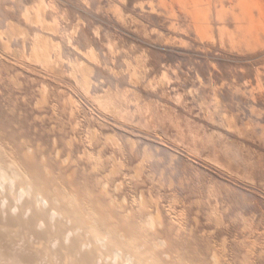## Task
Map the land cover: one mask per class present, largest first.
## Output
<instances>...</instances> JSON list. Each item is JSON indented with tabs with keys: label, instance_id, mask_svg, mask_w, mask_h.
I'll return each mask as SVG.
<instances>
[{
	"label": "rangeland",
	"instance_id": "rangeland-1",
	"mask_svg": "<svg viewBox=\"0 0 264 264\" xmlns=\"http://www.w3.org/2000/svg\"><path fill=\"white\" fill-rule=\"evenodd\" d=\"M42 1L0 0V166L9 167L12 178L0 182V234L6 235L0 253L9 254L8 260L0 254L1 264L21 262L13 256L20 249L11 246V237H29L23 239L27 245L31 236L23 233L30 215L47 217L48 209L50 220L42 221L51 223L55 235L70 232L68 247L99 235L110 242L101 251H133L140 264H264V45L256 51L241 46L232 12L238 1ZM205 7L212 12L209 23L199 19ZM207 24L209 32L200 28ZM30 182L38 183L36 189ZM30 188L52 206L35 207ZM56 194H63L59 203ZM4 202L41 211L23 219L5 214L11 210ZM68 213L65 228L58 219ZM12 216L28 219L26 226L22 219L13 226L22 234L6 225ZM151 220L159 227L153 233L145 229ZM68 247L63 261L78 264ZM155 248L167 251L155 255Z\"/></svg>",
	"mask_w": 264,
	"mask_h": 264
},
{
	"label": "bare ground",
	"instance_id": "bare-ground-1",
	"mask_svg": "<svg viewBox=\"0 0 264 264\" xmlns=\"http://www.w3.org/2000/svg\"><path fill=\"white\" fill-rule=\"evenodd\" d=\"M44 1V0H43ZM42 1V2H43ZM180 2H181V0H179ZM190 1V0H189ZM211 1V0H210ZM238 1V4L235 6V7H232L231 5V7L233 8L232 9V12H233V17H235V21L237 22L238 21V24H237V29L236 30H238V32L240 33V35H239V37H240V41L243 43L241 46H243L244 44L245 45H247V46H249V47H253V50H257V46H259V45H264V0H237ZM165 2V1H164ZM185 2V1H184ZM186 2H187V0H186ZM196 2V1H195ZM195 2H193L194 3V5H197ZM229 2H232V1H230L229 0ZM183 2H181L180 4H182ZM193 3H191V4H193ZM208 3H210V2H208ZM236 3V2H235ZM188 4V3H187ZM220 4H224V3H220ZM201 5V4H200ZM204 5V4H203ZM216 5H217V3H216ZM41 6H42V4H41ZM161 6V5H160ZM184 6V5H183ZM182 6V7H183ZM188 6V5H187ZM186 6V7H187ZM198 6H199V3H198ZM204 6H206V5H204ZM223 5H221V7H222ZM47 7V6H46ZM228 7V6H227ZM116 8V7H115ZM158 8V7H157ZM185 8V7H184ZM204 8V7H203ZM205 8H207V7H205ZM111 9V8H110ZM195 9V8H194ZM208 9V8H207ZM212 9V8H211ZM223 9V8H222ZM225 9V8H224ZM223 9V10H224ZM219 10H221V8L220 9H218V11ZM227 9H225V11H226ZM103 11V10H102ZM192 11V10H191ZM191 11H189V12H191ZM196 11V10H195ZM217 11V16H219L220 14V11L218 12ZM7 12V11H6ZM96 12V11H95ZM199 16L201 17V18H199L200 20L201 19H204L205 21L204 22H206V21H208V19L210 18L209 16L211 15V11L208 9V11H206L205 9H201V8H199ZM115 13V12H114ZM116 13H117V11H116ZM193 13H195V12H193ZM223 13V11H221V14ZM225 13V12H224ZM227 13H228V10H227ZM102 14V13H101ZM193 15V14H192ZM209 15V16H208ZM232 15V14H231ZM224 16H225V14H223V19L222 20H224L225 18H224ZM226 16H228V15H226ZM25 17V16H24ZM195 17H196V15H195ZM209 17V18H208ZM194 18V17H193ZM218 18V17H217ZM219 18H220V16H219ZM227 18V17H226ZM196 19H198V17H196ZM195 19V20H196ZM29 20V19H28ZM199 20V21H200ZM210 20H212V19H210ZM221 20V21H222ZM9 21V20H8ZM220 21V20H219ZM224 22V21H223ZM207 23H209V21L207 22ZM200 24H204V23H200ZM206 24V23H205ZM199 25V24H198ZM208 25V24H207ZM207 25H205V28H204V25L202 26V27H200V26H198V29H199V31L203 28V29H207V31L209 32V29L207 28V27H209V28H212V27H210L209 25L207 26ZM184 27V26H183ZM201 29H200V28ZM219 28L221 27V28H224V25H223V27L222 26H218ZM226 27V26H225ZM214 28V27H213ZM4 30V29H3ZM79 30V29H78ZM213 30V29H212ZM226 30H228V29H224V30H222L223 32H225ZM6 31V30H5ZM178 31V30H177ZM220 31H221V29H220ZM234 31V30H233ZM228 32H232V30L230 31V30H228ZM90 33V32H89ZM201 33H204V31L203 32H201ZM226 33V32H225ZM235 33V32H234ZM210 33H208V35H209ZM227 34V33H226ZM230 34V33H229ZM232 34V33H231ZM231 34H230V36H229V38L231 37ZM206 35V34H205ZM207 35V37L209 38V36H211V35H209L208 36ZM214 35V34H213ZM211 36L210 38L212 39V37H214V36ZM220 35H222L221 33H220ZM223 35H225V34H223ZM233 35V34H232ZM2 36V35H1ZM201 36H202V34H201ZM226 36V35H225ZM234 36H236V35H234ZM237 36H238V34H237ZM236 36V37H237ZM203 37H204V34H203ZM176 38V37H175ZM215 38V37H214ZM221 38H223V37H221ZM220 38V42H221V39ZM227 38V37H226ZM233 38V37H232ZM230 39L231 41L233 40V39ZM234 39H235V37H234ZM197 40V39H196ZM225 40H227V39H225ZM70 41H71V39H70ZM223 42H224V40H222ZM234 41H236V40H234ZM234 41H233V43H234ZM237 42V41H236ZM8 43V42H7ZM237 43H239L240 44V42H237ZM235 44V43H234ZM215 45V44H214ZM77 46V45H76ZM213 46V45H212ZM199 47V46H198ZM246 46H244V48H245ZM248 47V48H249ZM242 48V47H241ZM254 48H256V49H254ZM261 48V47H260ZM259 48V49H260ZM263 48V47H262ZM81 50V49H80ZM240 50H242V49H240ZM252 50V51H253ZM249 51H251V50H249ZM248 52V51H247ZM85 56V55H84ZM92 56V55H91ZM200 57V56H199ZM87 58V57H86ZM93 58V57H92ZM212 58V57H211ZM164 77V76H163ZM254 79V78H253ZM170 83V82H169ZM79 85V84H78ZM45 89V88H44ZM262 89V88H261ZM41 90V89H40ZM47 90V89H46ZM90 90V89H89ZM264 90V89H263ZM45 91V90H44ZM41 92H42V90H41ZM48 92V91H47ZM253 93V92H252ZM198 95V94H197ZM257 96V95H256ZM45 97V96H44ZM199 98V97H198ZM47 102V101H46ZM204 105V104H203ZM77 126V125H76ZM92 131V130H91ZM74 133V132H73ZM76 138V137H75ZM77 139V138H76ZM73 140V139H72ZM91 141V140H90ZM54 145V144H53ZM105 147V146H104ZM101 151V150H100ZM103 153V152H102ZM111 153V152H110ZM10 154V153H9ZM69 154V153H68ZM80 154V153H79ZM13 155V154H12ZM29 155H31V154H29ZM10 156V155H9ZM26 156V155H25ZM27 157V159H28V156H26ZM93 157V156H92ZM95 157V156H94ZM101 157V156H100ZM131 157V156H130ZM1 158V157H0ZM12 158V157H11ZM25 158V157H24ZM82 158V157H81ZM110 158V157H109ZM4 159V158H3ZM2 158H1V163H0V165L2 164V162L4 161ZM9 159V158H8ZM13 159V158H12ZM19 158H17V160H18ZM21 159V158H20ZM32 159V158H31ZM59 159V158H58ZM83 159V158H82ZM107 159V158H106ZM92 160V159H91ZM93 160H94V158H93ZM102 160V159H101ZM114 159L112 158V161H113ZM122 160V159H121ZM31 161V160H30ZM25 162V161H24ZM46 162V161H45ZM68 162V161H67ZM66 162V163H67ZM74 162V161H73ZM115 162V161H114ZM113 162V164H115ZM8 163V162H7ZM10 163H12V162H10ZM108 163V162H107ZM37 164V163H36ZM23 165V164H22ZM26 165V164H25ZM24 165V166H25ZM125 165V164H124ZM6 166V165H5ZM20 166V165H19ZM28 165H26V167H25V169L26 168H28V167H30V165L27 167ZM92 166V165H91ZM14 167H16V166H14ZM43 167H45L44 165H43ZM93 167V166H92ZM9 168V167H3V166H0V182L2 183V182H4L5 183V181H7V178L8 177H10V175L8 174V170L7 169ZM17 168V167H16ZM15 168V169H16ZM30 168H33V167H30ZM40 168H41V166H40ZM39 168V169H40ZM96 167H94V169H95ZM114 168H115V166H114ZM10 169V168H9ZM23 169V168H22ZM93 169V171H96V170H94ZM116 169V168H115ZM165 169V168H164ZM17 170H18V168H17ZM42 170V169H41ZM25 171V170H24ZM110 171V170H109ZM115 171V170H114ZM15 172V171H14ZM14 172H12V173H10V174H12L13 175V173ZM20 172V171H19ZM39 172V171H38ZM41 172V171H40ZM46 172V171H45ZM137 172V171H136ZM157 172V171H156ZM16 173V172H15ZM22 173V172H21ZM25 173H27V174H29L28 172H25ZM42 173V172H41ZM47 173H49V172H47ZM95 173V172H94ZM98 173V172H97ZM116 173H117V171H116ZM17 175L19 174V173H16ZM16 175V176H17ZM51 175V174H50ZM99 175V174H98ZM113 175V174H112ZM19 176V175H18ZM25 175H23V177H24ZM28 176V175H27ZM103 176V175H102ZM115 176V175H114ZM43 177V176H42ZM49 177V176H48ZM108 177V176H107ZM11 178V177H10ZM8 179V180H11V179ZM20 178V177H19ZM36 178V177H35ZM103 178V177H102ZM15 179V178H14ZM20 179H22V178H20ZM26 179V178H25ZM29 179H30V177H29ZM39 179V178H38ZM37 179V180H38ZM67 179V178H66ZM26 180H28V178L26 179ZM39 180H41V179H39ZM38 180V181H39ZM95 180V179H94ZM100 179H98V181H99ZM36 181V180H35ZM15 182V181H14ZM97 182V181H96ZM163 182V181H162ZM0 183V184H1ZM13 183V182H12ZM27 182H25L24 184H26ZM37 183V182H36ZM56 183V182H55ZM109 183V182H108ZM190 183V182H189ZM188 183V184H189ZM15 185H16V183H14ZM14 184H12V185H14ZM30 184H33V183H31L30 182ZM35 184V183H34ZM33 184V188L34 189H36V187H35V185H37V184H35L34 185ZM44 184V183H43ZM99 184V183H98ZM105 184V183H104ZM9 185H11V184H9ZM20 184H18V186H19ZM28 185V184H27ZM41 185H42V183H41ZM45 186V185H44ZM52 186V185H51ZM53 186H56V185H53ZM124 186V185H123ZM12 187V188H11ZM13 187L14 186H10V189L11 190H13ZM20 187V186H19ZM23 187H24V185H23ZM40 187V186H39ZM63 187V186H62ZM29 188V187H28ZM41 188V187H40ZM39 188V189H40ZM54 188V187H53ZM102 188V187H101ZM112 188V187H111ZM163 188V187H162ZM15 189V188H14ZM27 189V188H26ZM49 189V188H48ZM86 189H88V188H86ZM91 189H92V187H91ZM90 189V190H91ZM95 189V188H94ZM93 189V190H94ZM103 189V188H102ZM106 189V188H105ZM105 189H103L105 192L107 191V190H105ZM41 190H42V188H41ZM43 190H45V189H43ZM112 190H114V189H112ZM15 191H16V189H15ZM15 191H14V193H15ZM29 192H30V195H29V197L32 199V200H37L38 201V203H36L35 204V207H36V205L38 204V206H39V204H42V205H45V206H43L44 207V209H46V208H48L50 205L52 206V201L51 200H49V199H47L46 198V196L44 197H41V196H38V195H35V194H37V192L39 191V190H37V192H34V191H32V189L30 188V190H28ZM27 191V192H28ZM46 191V190H45ZM53 191V190H52ZM55 191V190H54ZM88 191V190H87ZM103 191V192H104ZM21 192V191H20ZM26 192V193H27ZM43 193H46V192H44V191H42ZM49 192H51L50 190H49ZM57 192V191H56ZM55 192V193H56ZM62 192V191H61ZM60 192V193H61ZM110 192V191H109ZM112 192V191H111ZM25 193V192H24ZM33 193H34V195H33ZM39 193H40V191H39ZM42 193V194H43ZM73 193V192H72ZM107 193V192H106ZM19 194V193H18ZM20 194H22V193H20ZM18 195V196H20V197H22L21 195ZM67 194H68V192H67ZM96 195L98 194V193H95ZM103 195H105L104 193H102ZM25 195H27V194H25ZM63 195V194H62ZM62 195H59V194H56L55 196V202L56 203H59L60 202V199H61V196ZM69 195V194H68ZM88 195H89V193H88ZM101 195V194H100ZM103 195H101V196H103ZM160 195V194H159ZM50 196V195H49ZM83 196H85L86 197V195L84 194V195H82V197ZM111 196V195H110ZM19 197V198H20ZM47 197H48V195H47ZM66 197V196H65ZM94 198H95V195L93 196ZM105 197V196H104ZM115 197V196H114ZM113 197V198H114ZM63 198V197H62ZM77 198V197H76ZM87 198V197H86ZM97 198V197H96ZM103 198V197H102ZM106 198V197H105ZM78 199V198H77ZM111 199V198H110ZM160 199V198H159ZM212 199V198H211ZM216 199V198H215ZM16 200V199H15ZM23 198H22V203H23ZM64 200V199H63ZM89 200V199H88ZM87 200V201H88ZM102 200V199H101ZM155 200H157V199H155ZM174 200V199H173ZM18 200H16V202H17ZM20 201V202H21ZM73 201V200H72ZM78 201V200H77ZM85 201V200H84ZM90 201H92V197L90 198ZM95 201V200H94ZM29 202V201H28ZM61 202H62V200H61ZM69 203L71 202V201H68ZM86 202V201H85ZM99 202V201H98ZM97 202V203H98ZM102 203H103V200L101 201ZM174 202V201H173ZM0 203H1V201H0ZM3 203V202H2ZM1 203V204H2ZM13 204V202L11 201V202H8V204ZM65 203V202H64ZM77 203V202H76ZM100 203V202H99ZM197 203V202H196ZM4 204H5V206H7L8 207V205H6L7 203L6 202H4ZM14 204H17V205H13V206H11V205H9V206H11V207H8L11 211H9V210H7V211H5L4 213L6 214V213H8L9 214V212H10V215H11V213H14V214H18V215H20V216H24V217H22L23 219L24 218H27L28 216L27 215H29L30 213H33L34 211L36 212L37 210L36 209H38V208H33V207H31V208H27V205H24V206H26L25 208L24 207H20L18 204H20L19 202L18 203H14ZM25 204H27V203H25ZM28 204H33V202L31 203V201H30V203H28ZM62 204V203H61ZM78 204V203H77ZM91 204V203H90ZM122 204V203H121ZM3 205V204H2ZM22 205V204H21ZM80 205V204H79ZM85 205V204H84ZM88 205V204H87ZM101 205H104V204H101ZM134 205H138V204H134ZM153 205V204H152ZM33 206V205H32ZM61 205H59V207H60ZM64 206H65V204H64ZM63 206V207H64ZM67 207H68V204L66 205ZM74 206V205H73ZM76 206V205H75ZM93 206V205H92ZM141 207H142V209H143V206L142 205H140ZM154 206V205H153ZM156 206V205H155ZM158 206H159V204H158ZM198 206V205H197ZM3 207V206H2ZM86 207V206H85ZM84 207V208H85ZM89 207H90V205H89ZM95 207V204H94V206H93V208ZM104 207V206H103ZM115 208H116V206H114ZM119 207V206H118ZM124 207H126V206H124ZM127 207H128V205H127ZM133 206H131V208H132ZM140 207V208H141ZM210 207V206H209ZM0 208H1V205H0ZM6 208V207H5ZM51 208V212H52V207H50ZM65 208V207H64ZM76 208V207H75ZM78 208V207H77ZM83 208V207H82ZM83 208V209H84ZM95 208H97V207H95ZM99 208V207H98ZM97 208V209H98ZM112 208H113V206H112ZM122 208H123V205H122ZM135 208V207H134ZM139 208V207H138ZM60 209V208H59ZM62 209V208H61ZM74 209V208H73ZM72 209V210H73ZM105 209H106V205H105ZM137 209V208H136ZM135 209V210H136ZM147 210H148V208H146ZM3 210V209H2ZM38 210H40V209H38ZM67 210V209H66ZM85 210V209H84ZM94 210V209H93ZM102 209H100V211H101ZM117 210V209H116ZM133 210V209H132ZM132 210H131V212H132ZM135 210H133V212L135 211ZM140 210V209H139ZM145 210V209H144ZM158 210H160V209H158ZM1 211V210H0ZM41 211V210H40ZM46 211V210H45ZM48 211V213L50 214V211H49V209L47 210ZM53 211H54V209H53ZM59 211H61V210H59ZM58 211V212H59ZM65 211V210H64ZM71 211V210H70ZM75 210H73L72 212H74ZM78 211V210H77ZM80 211V210H79ZM79 211H78V213H79ZM88 211V210H87ZM110 211H112V210H110ZM118 211V210H117ZM125 211H127L126 209H125ZM125 211H122L123 213H125ZM129 211V210H128ZM146 211V210H145ZM161 211V210H160ZM34 212V213H35ZM92 212V211H91ZM104 212V211H103ZM105 212H106V210H105ZM109 212V211H108ZM122 212H120V214H122L123 215V213ZM143 212V211H142ZM220 212V211H219ZM37 213H38V215H37ZM36 214H35V216H36V218H34L33 220H32V218L33 217H31V215H30V218H31V221H30V219L28 220V219H25V220H28V225L30 226V229L28 230V232H27V230L25 229V227L23 226V224H22V227H24L23 229H25L26 230V232L27 233H23V234H28V236L30 235L31 236V241H29V242H27V245H29V247H28V250H27V245H26V241H28V240H26V238L27 239H30L29 237H20V236H18V230H17V233H15L14 234V236L15 235H17L18 237H16L15 236V238L14 239H12L13 237H11V241L13 240V242H12V244L13 245H11L12 247L13 246H15L14 248H19L20 249V252L18 251V250H16V251H18V253L15 251V255H13L15 258H17V260H19V258H20V260H21V262L22 263H25V264H40L41 262L42 263H46V264H59L60 262L58 261V258H60L61 260V263L60 264H68V262L69 261H67V259H66V261L67 262H65V261H63L64 260V258L65 257H62V256H64L65 254H63L65 251H64V245L66 246V247H68V245H67V240H68V243H70L71 241H70V238H71V235H70V232H69V234H67V232L68 231H66L65 233H64V235H62L61 233L60 234H54V232H52L50 229H52V228H50L51 227V225L49 226L48 224L50 223V222H48L49 220H50V215L47 213V212H45V213H47L46 215H47V217L45 216V214H44V216L46 217V218H48V221H47V225H45V223L42 221V217H44L43 215H40V214H42V213H39V212H37ZM56 214H57V212H55ZM55 213H54V215H52V218L53 219H55V217L57 216H55ZM63 213H65V212H63ZM75 213H77L76 211H75ZM88 213V212H87ZM87 213H85V214H87ZM92 213H94V212H92ZM112 213V212H111ZM110 213V214H111ZM158 213H159V211H158ZM1 214V213H0ZM52 214V213H51ZM115 214H117V213H115ZM130 214V213H129ZM9 215V216H10ZM39 215L41 216L40 218H41V220H39L40 218H37V217H39ZM60 215H61V213H60ZM66 215V217L64 218V217H61L60 218V220L58 219V221H62V223H63V225L65 224V228H67V216H70V214L68 213V215L67 214H65ZM64 215V216H65ZM74 214H72V216H73ZM92 215V214H91ZM121 215V217H123ZM131 215V214H130ZM138 215V214H137ZM150 215V214H149ZM152 215H154V214H152ZM156 216H157V214H155ZM163 215V214H162ZM33 216V215H32ZM81 216V215H80ZM94 216H96V215H94ZM102 217H103V215H101ZM105 216V215H104ZM108 216V215H107ZM109 216H112V214L111 215H109ZM116 216H119V215H116ZM135 216V215H134ZM140 216V215H139ZM147 216V215H146ZM159 216V215H158ZM2 217V216H1ZM77 219H80V218H82V217H80V218H78L79 217V215H78V217H77V215L75 216ZM97 217V216H96ZM113 217V216H112ZM129 217V216H128ZM138 217V216H137ZM136 217V218H137ZM148 217V216H147ZM7 218V217H6ZM15 218H16V216H15ZM21 218V219H22ZM46 218H45V220H46ZM57 218H59V216H57ZM69 219H71L70 217H68ZM85 218V217H84ZM111 218V217H110ZM109 218V219H110ZM118 218V217H117ZM116 218V219H117ZM157 218V217H156ZM164 218V217H163ZM2 219H3V217H2ZM1 219V220H2ZM10 219V221H11V218H9ZM20 219V217L19 218H17L16 220H13V216H12V221L11 222H9V221H7L6 223V225H11L12 227L13 226H16V225H18L19 223H18V220H21ZM22 219V221L24 222L25 220H23ZM72 219H75V218H72ZM76 219V220H77ZM83 219V218H82ZM86 219V218H85ZM109 219L107 220V221H109ZM123 219V218H122ZM126 218H124V220H125ZM135 219V218H134ZM133 219V220H134ZM138 219V218H137ZM147 219V218H146ZM152 219V218H151ZM158 219H160V217L158 218ZM0 220V221H1ZM112 220V219H111ZM114 220V219H113ZM148 220V219H147ZM155 220V219H154ZM154 220H151V221H147V224H146V227H145V229L146 230H152V229H154L153 227L156 225V227L157 228H159L158 226H157V219H156V221L154 222ZM30 221V222H29ZM42 221V222H41ZM79 221V220H78ZM77 221V222H78ZM91 221H93V223L96 221H94V220H91ZM104 221V220H103ZM117 222H118V220H116ZM138 221V220H137ZM163 221V220H162ZM1 222H4V219H3V221H1ZM72 222V221H71ZM71 222H70V224H71ZM75 223H76V226L78 225V224H80V223H77L76 221H74ZM126 222V221H125ZM125 222H124V224H125ZM144 222V221H143ZM173 222V221H172ZM25 223V222H24ZM101 223H103L102 222V220H101ZM107 223H109V222H107ZM114 224L113 225H115V221L113 222ZM128 223H129V220H128ZM128 223H127V225L125 226V228L127 227V226H129L128 225ZM160 223V222H159ZM2 224V223H1ZM51 224V223H50ZM72 224H73V222H72ZM112 224V223H111ZM120 224V223H119ZM123 224V225H124ZM161 224V223H160ZM227 224V223H226ZM245 224V223H244ZM20 225V224H19ZM97 225V224H96ZM101 225V224H100ZM99 225V226H100ZM122 225V226H123ZM133 225V224H132ZM162 225V224H161ZM161 225H159V226H161ZM167 225V224H166ZM2 226V225H1ZM25 226H26V223H25ZM29 226L27 227V228H29ZM118 226V225H117ZM121 226V227H122ZM170 226V229H171V226L172 225H169ZM7 227H9V226H7ZM71 227H72V225H71ZM74 227V226H73ZM78 227H79V225H78ZM83 227H84V224H83ZM82 227V230L84 229ZM96 226H94L93 227V229H94V231H95V228ZM111 227V226H110ZM121 227H120V229H121ZM124 227V226H123ZM129 227H131V225L129 226ZM128 227V228H129ZM163 227V226H162ZM6 228V227H5ZM14 228V227H13ZM16 228V227H15ZM14 228V229H15ZM19 228V227H18ZM18 228H16V229H18ZM56 228V227H55ZM55 228L53 229V230H55ZM100 228V227H99ZM101 228H103L102 226H101ZM119 228V227H118ZM118 228H117V231H118ZM137 228V227H136ZM161 228V227H160ZM172 228H174L173 226H172ZM12 229V228H11ZM15 229V230H16ZM61 229H62V227H61ZM75 229V228H74ZM90 229H91V227L89 228V231H90ZM119 229V231H122V230H120ZM163 229H164V227H163ZM168 229V228H167ZM3 230H4V227H3ZM2 230V231H3ZM8 230V232L7 233H11V231H9L10 229L9 228H7L6 229V231ZM19 230H20V228H19ZM25 230H24V232H25ZM66 230V229H65ZM70 230H71V228H70ZM77 230V229H76ZM75 230V231H76ZM110 229H108V231H109ZM114 230V229H113ZM113 230H110V231H113ZM130 230H132L131 228H130ZM160 230V229H159ZM162 230V229H161ZM62 231V230H61ZM74 230H73V232H75ZM92 231V230H91ZM103 231V230H102ZM101 231V232H102ZM107 231V233H109ZM124 231H126V230H124ZM134 231V230H133ZM133 231H130L131 232V234H132V232ZM148 231H147V233H148ZM166 231V230H165ZM168 231V230H167ZM175 231V230H174ZM14 232H16V231H14ZM22 231L20 230L19 231V233L20 234H22L21 233ZM63 232V231H62ZM84 232H85V229H84ZM113 232H115V231H113ZM138 232V231H137ZM152 233H153V231H151ZM155 232H156V230H155ZM169 233H170V231H168ZM167 232V233H168ZM172 232V231H171ZM4 233H6L5 232V230H4ZM56 233V232H55ZM77 234H78V232H76ZM90 233V232H89ZM103 233V235H104V232H102ZM146 232H144V234H145ZM157 233V232H156ZM162 233V232H161ZM165 233V232H164ZM163 233V234H164ZM166 233V234H167ZM173 233V232H172ZM1 234H2V232H1ZM0 234V238H2V235ZM12 234V233H11ZM10 234V235H11ZM92 234V233H91ZM94 234V233H93ZM137 234V233H136ZM148 234H150V232L148 233ZM147 234V235H148ZM178 234V233H177ZM203 234V233H202ZM8 235V234H7ZM79 235V234H78ZM82 235H83V232H82ZM82 235H81V237H82ZM84 235H86V234H84ZM95 235V234H94ZM113 235V234H112ZM111 235V237L113 238V236ZM116 235V234H115ZM114 235V236H115ZM119 235H122V234H119ZM139 235V234H138ZM137 235V236H138ZM162 235V234H161ZM3 236H6V235H3ZM22 236V235H21ZM23 236H25V235H23ZM87 236V235H86ZM109 236V235H108ZM129 235H127L126 237H128ZM134 236H136V235H134ZM136 236V237H137ZM144 237H145V235H143ZM158 236V235H157ZM174 236H176V235H174ZM10 237V236H9ZM80 237V236H79ZM131 237V236H130ZM151 237H153V235H151L150 234V236H148V238H151ZM155 237H156V234H155ZM22 238V242H20V239ZM82 238H84V237H82ZM116 238H118V237H116ZM134 238V237H133ZM142 238V237H141ZM140 238V239H141ZM159 237H157V240H159L158 239ZM5 239H9L8 237H5ZM5 239L3 238V240L5 241ZM26 240L25 242H24V240ZM62 239L63 240H65V241H62ZM129 239V238H128ZM145 239H147V238H145ZM155 239V238H154ZM166 239H168V238H166ZM170 239V238H169ZM168 239V240H169ZM173 239V238H172ZM172 239H170L171 241L170 242H173V240ZM175 239H176V237H175ZM181 239V238H180ZM2 240V239H1ZM72 240V239H71ZM77 240V239H76ZM111 240V239H110ZM121 240V239H120ZM123 240V239H122ZM156 240V239H155ZM165 240V239H164ZM178 240V239H177ZM242 240V239H241ZM7 241V240H6ZM109 241V240H108ZM107 241V239L106 238H102V236L100 237L99 235H98V237H91V236H87L86 237V243H84L83 244V242L81 243V244H83V245H78L79 244V241H77V245H74V243L72 244V245H69L70 247H68V248H71L72 247V249L74 250V253L77 255V256H79V261L81 262V264H140L141 262H142V259H141V255L140 254H137V255H135V254H132V253H134L133 251L130 253V254H128V255H124L122 252H125L124 250L122 251L121 250V252H119V251H115V249L116 248H113V251L112 252H107V253H104L103 252V250L101 251V249L102 248H106L105 246L107 245V243H110V242H108ZM125 241H127V240H124V242ZM130 241V240H129ZM141 241H144V239L143 240H141ZM151 241H153V240H151ZM2 241H0V252H2L1 251V249H3V247H4V242L3 243H1ZM74 242V241H73ZM122 242V241H121ZM147 242H150L149 240L147 241ZM147 242H145V244H147ZM155 242V241H154ZM225 242H227V241H225ZM7 245H9L10 246V244H9V240L7 241ZM23 243V244H22ZM115 243V242H114ZM130 243H131V241H130ZM137 243H140V242H137ZM136 243V244H137ZM144 242H142V244H143ZM151 243V242H150ZM119 244H120V242H119ZM126 244H128V243H126ZM134 244V243H133ZM74 245V246H73ZM125 245V244H124ZM131 245V244H130ZM130 245H129V248H130ZM135 245V244H134ZM149 245H153V244H149ZM164 245V244H163ZM168 245V244H167ZM171 245H172V243H171ZM171 245H168V247L169 246H171ZM8 246V247H9ZM109 246V245H108ZM115 246H118V245H116L115 244ZM121 246H122V244L120 245V248H121ZM133 246V245H132ZM154 246H156V245H154ZM11 247V249H14V248H12ZM110 247V246H109ZM123 247V246H122ZM139 247V246H138ZM165 247H166V245H165ZM118 248V247H117ZM133 248V247H132ZM131 248V249H132ZM134 248H136V246L134 247ZM159 248V247H158ZM178 248V247H177ZM176 248V249H177ZM111 249V248H110ZM119 249V248H118ZM128 249V248H127ZM156 249V248H155ZM164 248H161V249H159V250H163ZM167 249V248H166ZM166 249H164L165 251H167ZM174 249H175V247H174ZM179 249V248H178ZM182 249V248H181ZM15 250V249H14ZM26 250V251H25ZM65 250H67V248L65 249ZM120 250V249H119ZM147 250V249H146ZM156 250H158V249H156ZM158 250V252L157 253H154L155 255H157L160 251ZM67 251H69V250H67ZM181 251V250H180ZM11 252V251H10ZM10 252H8V253H10ZM72 252V251H71ZM138 252H141V251H139L138 250ZM144 252H146V251H144ZM143 252V254H142V256L144 255V254H146V253H144ZM156 252V251H155ZM163 252V251H162ZM7 253V252H6ZM21 253H22V256H21ZM171 253V252H170ZM177 253V252H176ZM178 253L180 254V252L178 251ZM177 253V254H178ZM185 253V252H184ZM1 254V253H0ZM11 254H12V252H11ZM68 254H69V252H68ZM152 255V257L153 256H155V255ZM163 254H165V252L163 253ZM176 254V255H177ZM182 254V253H181ZM180 254V255H181ZM9 255V254H8ZM8 255L6 256H4V257H7V260H8ZM71 255H73V254H71ZM75 255V257H77ZM160 255V254H159ZM174 255H175V253H174ZM1 256H2V254H1ZM2 256V257H3ZM12 256V257H13ZM74 256V255H73ZM146 256V255H145ZM150 256V255H149ZM164 257H167V256H165V255H163ZM170 256V255H169ZM182 256V255H181ZM159 258L161 257V255L160 256H158ZM179 257V256H178ZM212 257V256H211ZM214 257V256H213ZM217 257V256H216ZM215 257V258H216ZM72 258V257H71ZM74 258V257H73ZM72 258V259H73ZM171 257H169V259H170ZM176 258H177V256H176ZM244 258V257H243ZM51 259H53V260H51ZM57 259V260H56ZM78 259V258H77ZM145 259H146V257H145ZM148 259V258H147ZM153 259H155V258H153ZM157 259V258H156ZM162 259V258H161ZM167 259V258H166ZM190 259V258H189ZM245 259V258H244ZM68 260H70L71 261V259H68ZM75 260H76V258H75ZM150 260V259H149ZM192 260V259H191ZM190 260V261H191ZM212 260H214V259H212ZM16 261V260H15ZM77 261V260H76ZM151 261H152V258H151ZM165 261V260H164ZM176 261H179V260H176ZM184 261V260H183ZM183 261L181 260V261H179L180 263H182L183 264ZM1 259H0V264H1ZM5 262V258H4V261H3V263ZM17 262V261H16ZM20 262V261H19ZM20 262V263H21ZM73 262H74V260H72V264H73ZM80 262H77L78 264H80ZM144 262V261H143ZM166 262V261H165ZM172 262V261H171ZM171 262H170V264H171ZM174 262V261H173ZM215 262H216V260H215ZM19 263V264H20ZM21 263V264H22ZM76 263V262H75ZM242 263V262H241ZM69 264H71L70 262H69ZM151 264H152V262H151ZM168 264V263H167ZM176 264V263H175ZM192 264V263H191ZM209 264V263H208Z\"/></svg>",
	"mask_w": 264,
	"mask_h": 264
}]
</instances>
